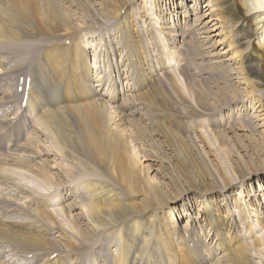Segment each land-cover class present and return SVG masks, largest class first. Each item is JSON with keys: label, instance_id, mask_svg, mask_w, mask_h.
Wrapping results in <instances>:
<instances>
[{"label": "bare ground", "instance_id": "6f19581e", "mask_svg": "<svg viewBox=\"0 0 264 264\" xmlns=\"http://www.w3.org/2000/svg\"><path fill=\"white\" fill-rule=\"evenodd\" d=\"M162 1L165 0H160ZM239 1L243 7L244 17L249 19L252 31L258 35L255 37L257 43L259 42L264 50V0ZM67 3L68 0H0V178L11 179L14 182L12 175L18 170L28 173L35 184L17 186L27 201L29 196L31 199L41 201L40 208L25 205L27 211L43 223L55 224L60 228V235L57 238L50 236L56 243V248H53L38 234L28 232L26 226L18 228L0 221V241L11 245L15 242L14 246L25 253L31 251L39 264H60L52 255L58 257L69 253L83 254L88 248V234L92 237L94 233L102 235L104 231L111 235L110 240L115 247V252L111 251L112 258L109 260L111 264H264L262 252L264 248H260L264 245V208L261 210L257 206L246 188V180H250L251 175L259 176L258 173L264 170V165H257L254 170L245 173V179L226 171L229 174L217 175L214 178L212 188H208L197 178L195 189L188 188L179 195L182 203L178 212L182 211L187 216L184 224L178 223L176 206L162 205L154 186H151L150 195L161 206L139 210L130 204L129 194L115 182L109 164L98 154L101 151L97 148H100L101 144L96 145V136L92 133L101 135L102 142L115 145L126 152L134 167L139 163L137 153L130 148L127 138L131 137L127 130L133 121L128 114L136 113L134 101L129 102L130 105L127 107L123 99L131 93L144 105L146 97L140 93L144 78L161 75L162 70H170L167 64L172 61L173 54L176 55L175 50L169 47L172 40L169 41L168 37L172 30L168 28L171 26H166L162 21L154 31L158 39L163 41L165 38V43L167 42L169 46L160 48L163 56L160 63L155 62L153 65L151 57L147 59L148 54L141 57V50L129 31V21L126 20L125 13H120L110 0H94L93 3L101 10L96 15L86 16L75 15V7L71 6L72 8L68 9L69 4L65 5ZM204 3L210 9H203L197 13L195 21L202 24L199 29L201 28L203 33L218 31L213 35L219 36L217 44L222 43L224 48L223 41L227 37L218 17L212 15L213 9L215 10L214 0H206ZM146 7L150 9L149 4ZM158 11L156 8V16ZM148 13L150 12H147V15ZM207 15L209 18L205 19ZM211 21L214 22L210 24ZM105 25L116 27L115 41L126 51L123 53L127 54L126 59L129 60L122 67L125 69L122 70L125 71L122 73L123 76L119 74V65L112 66L115 80H112V76L110 78L105 75L103 72L105 69L102 70L98 64L97 67L91 65V52L87 47L88 38L93 40V51L99 47L96 46L99 40L104 42V32L99 31ZM176 27L180 28L179 25ZM93 31H97L98 34ZM97 36L99 37L95 39ZM29 40L36 42L33 56L28 62L23 60L15 62L19 51L9 54L10 50H18L20 43ZM212 43L210 46L214 50ZM105 46L103 44V47ZM153 47L156 48V45ZM110 48L112 49V46ZM229 49L230 46L224 52L219 50L218 53L222 55ZM228 52L222 56L228 55ZM229 54L226 60L233 62L237 53ZM104 57L109 58L108 62L111 63L110 53ZM119 63L123 61L119 60ZM18 72H22L24 76L10 77ZM234 79L245 87L249 86L248 78L245 79L242 75H235ZM120 82L121 85L125 84V87L120 88ZM133 83L135 85L131 86ZM18 87H21L20 90ZM106 89L111 91V100H107L102 94L107 91ZM69 94L74 98L79 96L75 103L83 104L70 106L73 102H66ZM170 96L176 97L174 94ZM177 96L187 101L180 93H177ZM117 99L120 101L116 102ZM195 102L192 111L197 115L205 114L207 108L201 106L199 96ZM22 103H25L24 107ZM180 114L184 118L188 117L186 112L181 111ZM256 116L261 120L260 125L264 126L262 106H258ZM89 120L95 124L89 125ZM84 128H87L85 138ZM70 142L76 146L71 148L73 147L81 156L89 157L88 165L91 169L76 170L69 159ZM217 149L224 154L221 147ZM90 151L94 152L93 156ZM21 152L27 154L25 157L30 159L21 157ZM36 160V163L32 162ZM220 161L224 165V170L232 167V160L228 158V154L220 158ZM120 172L124 170L120 169ZM140 172L141 167H136L138 178ZM69 179L72 180V184L76 182L80 185L84 195L69 199L63 197V200L71 204H63V207L54 213L43 209L44 199L39 195L40 190L43 193L54 189L56 185ZM144 180H149V176L144 174ZM229 189L233 194H224V191ZM190 190L196 192L193 198L186 193ZM236 194L235 202L230 204V195L236 197ZM48 197H53L49 201L58 200L57 196ZM0 201L2 204L4 202V205H9L7 208L12 204L17 206L21 204L10 198H0ZM7 208L5 211L9 210ZM192 208L197 210L192 212ZM69 209H73L74 212L69 213ZM234 211L237 219L234 218ZM48 214L53 216L55 223L50 222ZM167 216L169 218H164ZM227 217L233 223H237L238 219L243 220V224H247L250 238H242L246 228L244 230L242 228L241 232L235 225L234 227L227 225L225 221ZM194 225L202 228H198V231ZM254 253L259 254L257 259L259 261L254 260Z\"/></svg>", "mask_w": 264, "mask_h": 264}, {"label": "rangeland", "instance_id": "374dc122", "mask_svg": "<svg viewBox=\"0 0 264 264\" xmlns=\"http://www.w3.org/2000/svg\"><path fill=\"white\" fill-rule=\"evenodd\" d=\"M93 1L68 0V3L65 5L69 4L67 6L68 9L74 6L75 15L77 16L96 15L101 9ZM110 1L120 13H125L126 20L129 21V31L141 50V57L148 54L147 59L151 57L154 61H152L153 65L155 62L160 63V58L163 56L161 53L162 47L169 46L167 42L165 43V38L163 39V45V41H160L154 33L160 22L164 21L166 26L170 25L171 28L168 29L172 30L171 35L175 36L170 35L168 37L169 41L172 40L170 41L172 45L169 46L170 49H174L176 52V55L174 53L173 57H171L172 61L167 64L170 70H162L160 73L163 72V74L161 75H150L144 78V84L140 91L146 97L144 105L143 103L140 104L131 93L127 94L126 98L123 99L127 107L134 101L136 113L128 114L131 115L134 125H132V122L129 125L130 129L127 131L131 134V137L128 136L127 138L130 148H133V152L137 153L139 163L136 167L140 166L142 169V172L139 173V178L136 173V167L132 165L126 152H123L115 145L107 144L105 141L102 142L103 138H101V135L92 133L96 136V145L101 144V147L97 148V150L101 151L98 154L109 164L110 173L115 182L122 186L129 194L130 204L139 210L161 206L150 195L151 186H154L157 189V194L160 196L162 205L176 206L175 210L178 212V208L181 207L182 203L181 199H179L180 192L182 193L188 188L195 189L197 178L201 179L208 188H212L214 187V178L217 175L229 174L226 171L245 179V173L254 170L257 165H264V126L260 125L261 120L257 119L256 116L258 106L264 108V50L259 45V42L257 43L255 37L258 35L252 31L249 19L243 15V7L240 1L214 0L215 10L213 9L212 15L218 17L221 27L225 31V37H227L223 41L224 48H222V43L218 42L217 44L216 40H220L219 36L213 35L218 31L212 30L210 33H203L201 32L202 29H199L202 24H198L195 21L197 13L203 9H210L204 3L206 0H165L162 2L160 0ZM148 4L150 9L146 7ZM156 8L159 10L157 16ZM147 12L150 13L147 15ZM189 12L192 15H189ZM207 18H209L208 15L205 19ZM212 22L214 21H211L210 24ZM178 25L180 28L176 27ZM105 26H103L104 28L101 27L103 30L99 31L104 32V42L99 40V43L96 45L99 47H95L94 51L93 40L88 38L87 47L90 48L91 52V65L97 67L98 64L102 70L105 69L103 70L104 74L110 78L115 74L112 66L119 65V74L123 76L122 73L125 71L122 70L125 69H122V67L128 60L126 59V51L121 46H118L119 44L115 41L116 35L114 36V30L116 27ZM93 32L98 34L97 31ZM206 36L211 37L207 38ZM83 39H85L84 36ZM119 43L122 44L121 41ZM211 43L214 45V50L210 46ZM35 44L34 40L20 43V48L16 51L10 50L9 54L19 51L18 59L15 62L17 60L28 62L33 56ZM103 44L106 46L103 47ZM153 44L156 45V48L153 47ZM100 46L106 50H102ZM111 46L112 49L110 48ZM229 46L230 49L228 51L230 52L226 51L228 55H230L229 53H237L233 62L226 60L228 55L222 56L226 52L222 53V55L218 53L219 50L220 52H224ZM149 51L151 52L150 54ZM107 53H110L111 63L108 62L109 58L104 57ZM216 54H219V56ZM119 60L123 61V63H119ZM93 62H95V65ZM240 71L245 79L248 78L249 86L245 87L243 84L235 82L237 80L234 77L235 75L241 76ZM22 75L24 76L22 72H18L10 77ZM110 78L109 80H111ZM112 80H115L114 77ZM129 83L130 80L127 81L128 86ZM134 85L133 83L131 86ZM121 86L125 87V84L122 83L121 85L120 82L119 87L121 88ZM20 88L18 87V90ZM249 92L252 93L250 94ZM110 93L109 89L102 94L104 98L111 100L112 96ZM177 93H180L188 102L178 97ZM171 94H174L176 97H171ZM197 96L200 97L201 106L207 108L205 114L200 113L197 115L191 109L196 103ZM77 99H79V96L74 98L69 94L66 102H73L72 104L69 103L70 106L82 105L83 102L75 103ZM118 101L120 100L117 99L116 102ZM22 106H25L24 103ZM161 111L165 113L162 114ZM181 111L186 112L188 117L184 118L180 114ZM92 124L95 123L89 120V125ZM87 128L83 129L84 138L87 136ZM71 146L76 148L72 142L69 144L70 149L69 147L66 148L70 151L71 158L69 159L75 165L76 170L91 169L88 165L89 157L81 156ZM217 147H221L224 154L220 153ZM90 154L93 156L94 152L90 151ZM211 154L216 158H213ZM225 154H228V158L232 160V167L229 170H224V165L220 161V158L222 159ZM26 155L23 152L20 154L24 159H30V157H25ZM224 161L227 164L226 160ZM32 162L36 163L37 160ZM120 169H123L124 172H120ZM144 174L149 176V180H144ZM258 174L259 176L251 175V179L246 180V188L248 193L252 194L254 202L262 210L264 208V170H261ZM12 178L14 182L11 179L0 178L2 181H0V198H10V200L20 202L21 204L20 206L12 204L10 208H7L9 205H4L5 203L3 202L2 204L0 201V221H5L18 228L26 226L29 229L27 230L28 232L38 234L44 239L46 244H51L53 248H56V243L51 237L57 238L60 235V228L55 224L49 225L43 223L34 214L28 212L25 205L29 204L31 207L40 208L41 200H34L29 196L27 201L24 195L21 194V189L17 186L18 184L32 186L35 184L33 178L28 173L20 170L14 173ZM69 180H65L56 185L54 189H49L43 193L40 190L39 195L44 199L43 209L54 213L57 209L63 207V204H71V202L63 200L64 198H78L80 195H84V192L80 189V185L76 184V182L72 184V180ZM6 181L7 183H5ZM69 185L72 187H69ZM63 190L66 191L64 192ZM231 191L230 189L225 190L224 194H233ZM186 193L190 194L191 198L196 195V192L191 190ZM48 196H57L58 200L56 202L49 201L53 197ZM235 198H237V194L236 197L230 195V204L235 202ZM168 200H175L176 203H169ZM4 206H7L6 208L9 210L5 211L6 208ZM68 212L72 213L74 211L73 209H69ZM233 214L234 218L237 219L235 211ZM176 215L179 218L177 219L178 223L184 224V220L187 218L185 213L179 211ZM49 217L50 222L55 223L53 216L49 215ZM164 218H169V216ZM225 221L230 227H232L231 225L233 227L235 225L241 232L246 228L243 231L242 238H250V236L248 237L247 224H243V220L240 221L238 219L237 223H233L227 217ZM194 226L197 230L198 228H202L198 225ZM242 228L243 230H241ZM47 229L49 230L47 231ZM106 233L105 231L102 235L94 233L92 237L88 234V248L83 254L75 255L69 253L58 257L52 256L57 258L60 264H111L112 252H115V247H113V242L110 240L111 235ZM14 245L15 242L11 245L8 242L0 241L1 264H39L35 261L31 251L25 253ZM260 248H264V245ZM262 252L264 253V251ZM258 255L254 253V260L259 261L257 260Z\"/></svg>", "mask_w": 264, "mask_h": 264}]
</instances>
